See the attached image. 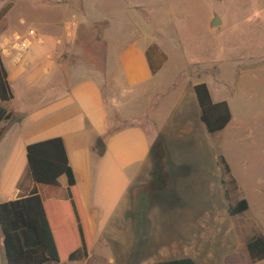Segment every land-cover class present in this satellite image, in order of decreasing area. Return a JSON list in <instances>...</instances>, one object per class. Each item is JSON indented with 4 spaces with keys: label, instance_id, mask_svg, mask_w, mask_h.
Wrapping results in <instances>:
<instances>
[{
    "label": "rangeland",
    "instance_id": "1",
    "mask_svg": "<svg viewBox=\"0 0 264 264\" xmlns=\"http://www.w3.org/2000/svg\"><path fill=\"white\" fill-rule=\"evenodd\" d=\"M82 1L86 15L77 9L81 0H0V5L17 3L10 16L14 22L22 15L16 26L39 31L36 24L43 27L47 18L50 29L53 27L65 39L72 34L66 28L79 22L82 26L77 38L70 39L74 43L70 57L94 63L101 71L106 42L112 45L113 53L137 47L159 66L157 74L163 75L160 82H164V90L152 107L159 106L165 116L169 113L175 118L163 135L148 115L134 122L155 141L154 145L163 139L158 159H166L168 172H159V163L155 172L145 173L146 186L131 191V213L122 224L115 223L108 234L115 240H96L99 245L95 244L93 257L86 264H143L151 257L176 259L200 252V248L206 256L215 254L213 262H221L234 251L231 246L237 247L238 260L243 262L245 239L262 233L264 228V0ZM216 16L223 25L213 29L211 23ZM21 19L26 20V26L20 24ZM194 83H206L214 102H227L231 108V124L214 136L201 122ZM171 85L181 86L182 92H170ZM244 113L250 122L238 131L232 125ZM132 124L116 117L111 131ZM12 139L11 135L0 140V173L21 172L26 166L27 157L19 144L15 155L8 157ZM221 156L239 184L233 198L248 200L252 212L240 217L230 215L219 165ZM52 192L61 197L60 190ZM165 249L172 252L171 257H160ZM126 250L129 257L122 256ZM0 264H7L4 242ZM223 264H233L232 257Z\"/></svg>",
    "mask_w": 264,
    "mask_h": 264
},
{
    "label": "crops",
    "instance_id": "2",
    "mask_svg": "<svg viewBox=\"0 0 264 264\" xmlns=\"http://www.w3.org/2000/svg\"><path fill=\"white\" fill-rule=\"evenodd\" d=\"M81 2L77 9H81V13L86 15L83 1ZM16 4L0 5V14L10 6L8 14L0 22V48L14 94V99L10 102L0 99V107L12 114V118L0 126L3 132L0 140L12 135L14 143L8 154L10 159L17 152L18 144L20 151L27 157L29 145L55 138L64 140L93 239V247L87 258L66 264H86L93 257L95 244L96 247L99 245L96 240L112 241L114 238L108 234L113 225L122 224L131 213L130 209L134 207V200L130 199L131 191L144 188L145 173L155 172V141L134 122L148 115L159 126L163 135L175 118L169 113L165 116L159 106L152 107L153 101L164 90L161 87L164 82H160L163 77H160V72L153 73V68L159 69V66L154 64L151 57H147L137 47H133L130 52L122 49L113 53L112 45L106 42L103 71L94 63L84 62V59L77 61L76 56L73 61L70 50L74 43L70 39L77 38L78 29L82 25L77 21L73 22L75 27L69 25L66 29L67 32L72 31V34L65 39L53 27L50 29L47 25L50 20L47 18L43 20L44 28L36 24L39 29L36 31L38 39L33 40L28 51L23 52V40L28 38L33 28L28 31L22 26H16L22 15L16 17L14 22L10 20ZM20 24L26 26V20L21 19ZM82 29L88 30L84 27ZM68 51L70 53L66 54ZM179 73L173 76L175 80L179 78ZM198 84H193V91ZM172 85L170 92H182L181 86ZM116 117L133 124L111 132L113 119ZM248 118L247 113L242 114L232 127L242 131L250 122ZM15 123L20 126L15 127ZM256 130L261 131V125L258 124ZM249 131L253 134V128ZM254 141L255 138L252 142ZM5 173H0V204L29 197L34 190L38 191L44 202H70L65 177L60 180L59 187L36 184L29 173L28 161L21 172ZM55 190L61 191L60 198L57 193L52 192ZM249 205L248 212H252L253 206L250 202ZM255 222L263 224L261 219L255 218ZM262 233L264 234V228ZM3 242L0 226V250ZM244 242L243 262L238 260L240 254L237 247H229L234 251L226 254L221 262H213V252L207 256L202 253L201 248L200 252H192L191 242L189 247L192 253H186L184 257L157 260L155 256L141 263L159 264L190 258L197 264H223L230 256L233 264H252L247 252V239ZM219 245L224 246L223 242ZM104 246L107 247V244L104 243ZM123 253L122 256L129 257L127 254L130 252L126 250ZM171 256L172 252L165 249L160 257Z\"/></svg>",
    "mask_w": 264,
    "mask_h": 264
},
{
    "label": "trees",
    "instance_id": "3",
    "mask_svg": "<svg viewBox=\"0 0 264 264\" xmlns=\"http://www.w3.org/2000/svg\"><path fill=\"white\" fill-rule=\"evenodd\" d=\"M10 6L0 14V22L6 17ZM158 69L153 68L156 74ZM200 109L201 121L209 135L224 131L232 122L233 115L227 102L216 103L209 86L201 83L194 88ZM0 99L10 102L14 94L9 74L4 65L0 48ZM12 118L7 110L0 107V126ZM114 132V131H111ZM3 132L0 130V138ZM159 139V138H158ZM161 140L153 147L159 172H168L160 156ZM158 159V160H157ZM28 170L36 184L59 187L60 180L67 178L70 202H44L37 190L26 198L0 204V226L4 237L7 264H66L88 257L93 239L86 212L78 191L74 170L62 138L29 145L27 148ZM223 174V185L229 202V213L240 217L250 209L246 199L237 200L239 184L233 176L226 158H219ZM236 201V202H235ZM252 264L264 262V234L255 232L246 243ZM159 264H197L190 258Z\"/></svg>",
    "mask_w": 264,
    "mask_h": 264
},
{
    "label": "built area",
    "instance_id": "4",
    "mask_svg": "<svg viewBox=\"0 0 264 264\" xmlns=\"http://www.w3.org/2000/svg\"><path fill=\"white\" fill-rule=\"evenodd\" d=\"M72 26L75 27L76 24H72ZM36 39H38V34H37V32L34 31V30H31V31L29 32V34H28V38L25 39V40H23V42H24V44H23V45H24V48L22 49V51H23V52L28 51V48H29V45L31 44V42H32L33 40H36ZM25 45H26V46H25Z\"/></svg>",
    "mask_w": 264,
    "mask_h": 264
},
{
    "label": "water",
    "instance_id": "5",
    "mask_svg": "<svg viewBox=\"0 0 264 264\" xmlns=\"http://www.w3.org/2000/svg\"><path fill=\"white\" fill-rule=\"evenodd\" d=\"M222 25H223V22L221 21V19L218 16H216L215 19L211 23V28L215 29Z\"/></svg>",
    "mask_w": 264,
    "mask_h": 264
}]
</instances>
